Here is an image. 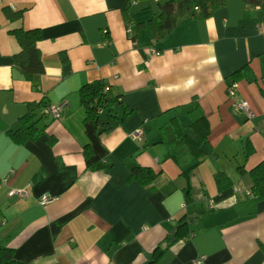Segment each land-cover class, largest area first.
Masks as SVG:
<instances>
[{
    "label": "crops",
    "instance_id": "0c3cea01",
    "mask_svg": "<svg viewBox=\"0 0 264 264\" xmlns=\"http://www.w3.org/2000/svg\"><path fill=\"white\" fill-rule=\"evenodd\" d=\"M162 1H0V246L15 260L145 264L160 246L153 264H264V195L245 193L248 170L264 161V8L224 0L155 39L149 20ZM18 28L39 30L43 71L33 79L13 63ZM96 79L116 98L97 125L78 94ZM232 81L248 117L232 109ZM61 101L58 119L38 122L40 137L7 136L29 104ZM192 112L206 124L176 140L173 127ZM196 144L203 156L192 167ZM135 166L156 172L149 186L129 179ZM216 171L239 187L218 202ZM13 188L28 194L8 196ZM44 194L52 200L40 204Z\"/></svg>",
    "mask_w": 264,
    "mask_h": 264
},
{
    "label": "trees",
    "instance_id": "16d2710c",
    "mask_svg": "<svg viewBox=\"0 0 264 264\" xmlns=\"http://www.w3.org/2000/svg\"><path fill=\"white\" fill-rule=\"evenodd\" d=\"M253 6H260L264 8V0H242ZM224 0H164L159 4V10L155 16L149 20V28L155 39L162 38L168 33L176 23L186 17L191 18H206L210 16L215 10L223 6ZM9 10V9H8ZM20 11L9 10V18H17ZM15 37L19 51L13 55V63L23 73L25 78L33 79L36 74L43 71V65L40 58L37 43L40 40L39 30L33 29H14L11 31ZM243 69L235 71L232 75L233 79H237L242 74ZM106 86L103 81L96 79L94 81L83 84L78 89L79 100L84 108V119L92 120L95 125L100 122L99 109L110 111L111 106L116 100L115 97L106 95ZM43 105L40 103L29 104L27 111L21 115L16 121L15 125L9 128L6 132L10 140L15 144H24L30 139H36L43 134V129L39 127L38 122L45 114L40 110ZM130 110L125 107L121 118L126 116ZM206 124L204 117L201 113L192 112L191 122L187 126L173 127V132L176 133V140H184L183 138L194 132V125ZM196 134L191 136L194 138L198 130L195 129ZM206 137V135H205ZM199 140L198 142H201ZM197 142V144H198ZM191 147L194 162L192 167L196 165L198 160L203 156L202 150L197 147ZM87 148V149H86ZM84 155L88 157L90 151L86 146ZM175 152V148H173ZM191 167V168H192ZM239 168V167H237ZM156 174L149 167L135 166L131 168L129 179H136L140 184L149 186L151 179ZM248 175L251 179L252 198L255 199L264 195V161L259 162L257 165L248 170ZM214 182L217 189V194L214 196V201L218 202L227 198L232 193V182L230 178L223 171H216L213 174ZM164 248L157 246L150 253V257L145 264H153L161 255ZM0 264H26L15 260L14 250L9 247L0 246Z\"/></svg>",
    "mask_w": 264,
    "mask_h": 264
},
{
    "label": "built area",
    "instance_id": "2783aa9c",
    "mask_svg": "<svg viewBox=\"0 0 264 264\" xmlns=\"http://www.w3.org/2000/svg\"><path fill=\"white\" fill-rule=\"evenodd\" d=\"M257 28L261 29L262 32L264 33V23L259 24L257 26ZM126 31L129 32L130 28L127 27ZM237 86L238 85H237L236 81H232L231 83H229L227 88H226L227 95L231 100L232 109L235 112L242 113L244 116L248 117L251 115L249 104L246 100L238 98ZM64 105H65L64 101H61V102L56 103V104H48V105L43 106L40 111L45 115H49L53 119H58L60 116V113H61V109L63 108ZM100 111H101V109H99V112ZM140 134H141L140 128H136L131 133V136L134 138H138V136ZM238 190H239V187L236 185L232 188L233 192H237ZM245 193L248 196L252 195V192L250 190L245 191ZM7 194H8V196L25 197V196H27L28 191L25 188H13V189H10ZM51 200H52V197L50 195L44 194L40 197L39 203L40 204H46Z\"/></svg>",
    "mask_w": 264,
    "mask_h": 264
}]
</instances>
